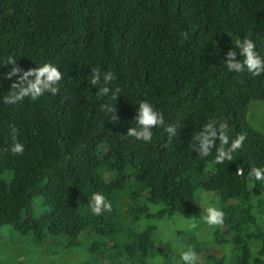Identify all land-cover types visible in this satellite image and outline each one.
Segmentation results:
<instances>
[{"label":"trees","instance_id":"1","mask_svg":"<svg viewBox=\"0 0 264 264\" xmlns=\"http://www.w3.org/2000/svg\"><path fill=\"white\" fill-rule=\"evenodd\" d=\"M244 38L264 59V0H0V225L78 251L69 264H173L163 236L179 253L192 247L198 264H264V181L251 175L264 167V133L248 119L251 101H264V73L225 65ZM8 57L24 70L54 64L57 93L5 104L16 78L2 75ZM97 67L114 79L91 84ZM142 100L164 117L147 143L125 135ZM209 121L227 124L229 143L245 136L232 161L193 147ZM13 125L22 154L9 150ZM200 189L212 199L200 201ZM93 193L111 210L93 214ZM210 206L222 224L205 223Z\"/></svg>","mask_w":264,"mask_h":264},{"label":"clouds","instance_id":"2","mask_svg":"<svg viewBox=\"0 0 264 264\" xmlns=\"http://www.w3.org/2000/svg\"><path fill=\"white\" fill-rule=\"evenodd\" d=\"M237 55L239 59H236ZM226 57L225 65L230 72L241 73L247 71L253 76L264 73V59L255 51V44L251 39H236L234 48L227 51ZM15 61V58L8 57L6 63L13 65V67L2 74L7 79L16 77L10 84L8 94L2 97L5 104L14 105L25 98L35 101L45 93L50 92L53 95L57 93V85L61 81L63 74L54 64L44 63L38 67L24 70L15 66ZM101 77L105 83L114 79L111 71H103L101 73L98 67L91 70V84H97ZM108 93L109 88H99V94L107 95ZM116 96L114 93L113 98L115 99ZM107 111L113 114V105L108 107ZM134 120L136 126L129 127L125 135L145 143L151 141L153 129L164 123L163 115L155 110L152 103L147 100H142L138 103ZM227 128L228 126L224 122L209 121L196 134L193 147L196 148L200 156H208L215 146V163L220 164L224 161H232L233 153L241 147L245 136L243 134L237 135L229 143ZM165 132L170 139L173 138L177 134L176 125L169 123L165 128ZM16 133V127L14 125L10 126L12 144L9 150L13 154H22L24 145L17 140ZM217 141H219L218 146H216ZM237 174H241V170H237ZM251 175L255 180L264 181V167L252 168ZM89 204L92 213L96 215L101 213V209L105 211L111 210V204L106 201L105 196L101 193H93ZM206 213L203 218L206 224L220 225L223 223L224 213L220 209L210 206L206 209ZM198 260L196 251L192 247H188L179 253L177 264H198Z\"/></svg>","mask_w":264,"mask_h":264},{"label":"rangeland","instance_id":"3","mask_svg":"<svg viewBox=\"0 0 264 264\" xmlns=\"http://www.w3.org/2000/svg\"><path fill=\"white\" fill-rule=\"evenodd\" d=\"M248 119L264 133V101L261 100H252L249 106ZM205 200L209 201L212 199V196L206 190H199L198 196L201 198L206 195ZM41 198L39 196L35 197L33 200L34 204V214H39L42 211V206H40ZM264 219V217H262ZM172 221H167L165 230L169 231V226ZM158 230L161 231V228ZM160 237V236H159ZM161 238V237H160ZM158 238V244L161 242V239ZM164 239L170 241V244H165L164 248L166 250L172 249L171 256L174 259L173 264H177L179 258V251L181 249V242L176 240L173 236L168 238L163 236ZM162 239V240H164ZM45 244L33 243L32 237L30 234L20 235L13 227L12 224H2L0 225V260L9 259L11 264H49L50 259H48L51 253L54 254V257L51 260V264H69L77 260L80 254L78 251L75 254L71 255L66 254L63 251L61 245L57 244L55 246L46 245L45 247L49 251L46 259H44L42 252L44 250ZM74 251V250H72ZM48 259V260H47ZM160 260H157V264Z\"/></svg>","mask_w":264,"mask_h":264}]
</instances>
